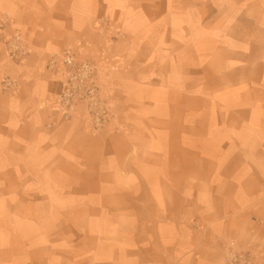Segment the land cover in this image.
I'll return each mask as SVG.
<instances>
[{
  "label": "crops",
  "instance_id": "0c3cea01",
  "mask_svg": "<svg viewBox=\"0 0 264 264\" xmlns=\"http://www.w3.org/2000/svg\"><path fill=\"white\" fill-rule=\"evenodd\" d=\"M4 13L31 49L0 51L18 82L0 92L1 196L98 212L84 264H224L229 244L264 264V0H0ZM65 48L110 70L114 128L56 111L43 59Z\"/></svg>",
  "mask_w": 264,
  "mask_h": 264
},
{
  "label": "rangeland",
  "instance_id": "374dc122",
  "mask_svg": "<svg viewBox=\"0 0 264 264\" xmlns=\"http://www.w3.org/2000/svg\"><path fill=\"white\" fill-rule=\"evenodd\" d=\"M92 26H97L95 20L92 22ZM46 54L47 52L45 56ZM77 56L81 58L80 54ZM93 64L97 68L98 85L108 99V83L112 79L110 70L98 67L94 62ZM114 120L115 118L107 128H114ZM37 187L38 182H36ZM2 192L0 190V193ZM38 192L40 191L32 189L30 196L8 195L3 197L0 195V264H76L71 263L72 260L75 261L76 257L80 258L78 264H84L86 260H82V258L86 256L85 252L94 245L93 241L98 238L94 235H98L101 229L95 224L99 213L83 210V207H80L81 211L77 212H47L48 201H52L53 198L43 196ZM34 193L37 194L34 195ZM88 202L92 204L91 201ZM57 207L56 203L52 202V208ZM140 211L143 209H136L130 213V224L136 218L138 221L142 220L140 216L144 214ZM108 217H115V214H105L104 225L101 226L105 231L104 236L108 235V229L113 231Z\"/></svg>",
  "mask_w": 264,
  "mask_h": 264
},
{
  "label": "built area",
  "instance_id": "2783aa9c",
  "mask_svg": "<svg viewBox=\"0 0 264 264\" xmlns=\"http://www.w3.org/2000/svg\"><path fill=\"white\" fill-rule=\"evenodd\" d=\"M106 23L107 18L96 20V25ZM10 16H0V50L11 60L19 62L30 51L22 33L9 29ZM44 68L52 79V95L56 111L67 121L81 118L86 128L93 132L107 128L114 118L109 100L97 82V68L93 62L79 58L71 49L47 52ZM18 87L16 79L0 77V91L9 94ZM254 255L246 249L234 250L226 247L224 264H255Z\"/></svg>",
  "mask_w": 264,
  "mask_h": 264
}]
</instances>
